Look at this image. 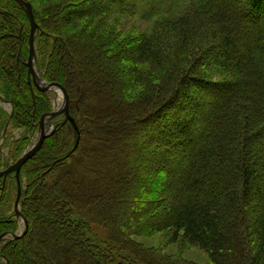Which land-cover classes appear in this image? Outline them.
<instances>
[{
  "label": "trees",
  "instance_id": "trees-1",
  "mask_svg": "<svg viewBox=\"0 0 264 264\" xmlns=\"http://www.w3.org/2000/svg\"><path fill=\"white\" fill-rule=\"evenodd\" d=\"M26 1L37 71L65 88L75 126L58 124L24 166L20 217L16 178L0 180V264H141L133 238L166 233L213 264H264V0ZM116 17L149 33L121 40ZM30 31L24 9L0 0V101L12 107L0 108V172L52 111L29 80ZM176 103L192 111L177 124ZM138 127L174 137L172 168H140ZM147 253V264H193Z\"/></svg>",
  "mask_w": 264,
  "mask_h": 264
},
{
  "label": "rangeland",
  "instance_id": "rangeland-1",
  "mask_svg": "<svg viewBox=\"0 0 264 264\" xmlns=\"http://www.w3.org/2000/svg\"><path fill=\"white\" fill-rule=\"evenodd\" d=\"M185 3L195 4V3H199V2H198V0H186ZM224 6L226 7V9L228 11H230L232 4L227 1L224 3ZM113 21L115 24L114 23H113V25L110 24V26H111L110 28H112L113 32L118 33V35L121 37V40H129L131 38L133 39L135 37V35L144 36V35H147L149 33V30L145 27L148 25L143 24V22L139 21L136 18L129 19V18L116 17V18H113ZM127 46H129V45H127ZM88 58H91V56L90 57L88 56ZM75 59H76V61L78 60L77 62H78V65L80 67L79 57L77 54H75ZM27 62H28V60H27ZM89 65L92 67L91 68L92 73L95 72L94 69H96V65L94 63H92V59H91V62L89 63ZM80 69H81V67H80ZM36 71H37V68H36ZM37 73H38V76L41 78L42 82L47 83L40 76L39 71H37ZM94 78H95V73H93L92 79L90 80V83H94ZM47 84H49V83H47ZM33 86L37 91H39L35 87L34 84H33ZM45 94H47L51 99L52 111L50 113L58 111L63 107V105L65 103V97L60 90L54 89L53 91L45 93ZM177 106H179L178 103H176L174 105V107H173L174 113L172 114V122L176 123V124L181 123L182 119H185L186 117H189V115L192 114L190 106H189L188 110L182 114H181V112ZM0 108L8 114H10L12 112V107L9 104L3 103L1 101H0ZM182 108H184V107H182ZM46 114H49V113H46ZM46 114H44V115H46ZM0 115H1V112H0ZM44 115H42L41 118L34 124V129L31 132V134L28 136L29 137L28 143L25 146V149H24L23 153L21 154L20 158L28 150H30L31 148H33V146H35L37 144L39 137H40V133H41L40 122H41V119ZM200 117H202V115ZM63 122H65V116L64 115L57 117V119L56 118L55 119H48L46 121V124H45L46 130L48 132L52 131L56 127H58V124L63 123ZM138 130H139V127L135 131L136 136L142 135V136H144V139L142 137V140H145V144H144L145 147L143 146L144 148L141 151V154L143 155L144 160L142 159V164L140 165L141 166L140 168L142 170H145V171L149 170V166H151V167L157 166L158 167L161 165L162 167H165L166 169L172 168V162L175 161L178 158V156L180 155L179 149L176 148V146H175L176 140L172 139L174 137H171V139L168 140V138H166V137H163V136L158 137L156 135L155 139L153 138L152 140H150V138L147 135L145 136L144 132L141 131L142 132L141 133ZM22 132H23L22 130L21 131H15L14 136L16 138H18L22 135ZM136 138H137L136 141H138V142L141 141V137L138 136ZM152 141L154 143H151ZM4 144H5V142L2 139L0 141V155L2 156V159L7 157L8 152H9V150L5 147ZM150 147L156 148V151L152 154L150 153ZM161 151H164V154L161 153V155H160ZM5 169H7V167H3L1 172ZM21 231H23V223L22 222H20V228L18 230V234ZM173 240H175V239L173 238V235H171L170 233L158 234V235H155L152 237H135V238H133L134 245L136 247H138L142 253L141 254L142 258L137 257L139 262L141 264H147L144 261L142 262L141 259H144L143 257H145V256L149 257V254L147 253V249H149L150 251L151 250L152 251L162 250V251H164V254H168V255H179L186 262H190L193 264H213L211 259L208 256V254L206 252H204L203 250L191 247L190 245H188V243H186L185 241H183L181 239H179L177 241H173ZM116 260L121 262V260H119V259H116ZM147 260H148V258H147Z\"/></svg>",
  "mask_w": 264,
  "mask_h": 264
},
{
  "label": "water",
  "instance_id": "water-1",
  "mask_svg": "<svg viewBox=\"0 0 264 264\" xmlns=\"http://www.w3.org/2000/svg\"><path fill=\"white\" fill-rule=\"evenodd\" d=\"M14 1H16L24 9L30 21L31 31H30V37H29V58L27 62V68H28V74H29L30 81L42 93H48V92L53 91L54 89H57V90H60L65 97V103L60 110L55 111L53 113L46 114L42 117L41 122H40L41 133H40V137H39L37 144L33 146V148L28 150L15 164H13L9 168L0 172V180L5 177L11 176V175H14L16 178L17 186H18V193H17L16 202L14 205V210L16 212V215L20 217L21 216L20 201H21V196H22V188H21V182H20L21 172L24 166L40 152L46 139L49 138L51 135H53L58 129V127H56L54 130L48 132L45 127L46 121L48 119H55L62 115L65 116L64 123L70 122L71 124L74 125L75 121L70 115V99H69L68 93L65 90V88L58 83L47 84L45 82H42L41 78L38 76V73L36 71L35 39L37 36V32L39 30V26L36 23L32 5L26 0H14Z\"/></svg>",
  "mask_w": 264,
  "mask_h": 264
}]
</instances>
